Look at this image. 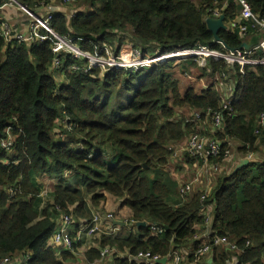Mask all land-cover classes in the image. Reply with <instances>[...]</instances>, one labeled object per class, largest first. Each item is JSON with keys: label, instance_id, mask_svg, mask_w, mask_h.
<instances>
[{"label": "trees", "instance_id": "obj_1", "mask_svg": "<svg viewBox=\"0 0 264 264\" xmlns=\"http://www.w3.org/2000/svg\"><path fill=\"white\" fill-rule=\"evenodd\" d=\"M19 1L40 9L51 4ZM84 1L92 5L88 14L68 20L56 11L51 26L61 35L76 37L92 54L104 55L105 44L116 50L111 41L117 39L121 46L129 30L144 49L159 48V56L201 46L228 54L244 49L246 42L238 27L221 29L217 42L206 24L216 9L226 21L235 19L241 11L235 0H78ZM226 1L228 7L221 10ZM248 2L264 16V0ZM6 46L0 36V259L9 257L15 264V255L29 250L30 258L22 264H75L76 245L71 251L53 241L61 215L92 220V212L113 196L129 211L128 223L120 225L127 230L115 238L102 236V247L127 250L131 257L151 252L163 259L192 241L199 258L195 250L201 241L195 236L200 224L238 242L243 251L239 264H264V161L251 160L237 172L220 176L210 195L197 192L188 199L179 192L182 181L168 167L169 146L202 133L199 123L179 119L174 108L222 113L225 129L213 134L222 148L216 163L226 158L232 141L241 145L243 154L264 149V128L258 124L264 110V64H233L230 83L235 80V95L229 111L213 87L182 94L169 61L134 71L97 66L86 71L71 69L78 59L68 56L54 70L51 40ZM254 51L251 57H263L261 50ZM211 64L214 71L227 74L223 60L212 58ZM56 72L62 78L56 79ZM9 126H15L11 152L2 148ZM179 162L195 164L187 155ZM43 175L54 181L45 198L37 183ZM210 205L207 216L202 214ZM153 224L164 231L153 234ZM69 234L74 238L77 231ZM92 252L90 259H100V250ZM220 254L231 257L223 250Z\"/></svg>", "mask_w": 264, "mask_h": 264}, {"label": "built area", "instance_id": "obj_2", "mask_svg": "<svg viewBox=\"0 0 264 264\" xmlns=\"http://www.w3.org/2000/svg\"><path fill=\"white\" fill-rule=\"evenodd\" d=\"M240 5L241 11L239 18L237 20H232L231 23L236 22L237 27L241 33L246 34L250 30L253 31H263L264 30V16H261L259 13L253 11L248 0H235ZM64 4L76 5L78 0H61ZM21 10L28 18V24L26 30L23 28L15 29L7 21L0 20L2 22V27L0 32L2 37L5 39L6 45L11 43V39L15 38L16 40L22 39L27 45H32L37 43L39 38L41 41L51 40L52 42V51L55 54L52 67L54 70L60 69L66 58L72 56V58H77L78 63H73L71 69H78L83 67L84 70L89 71L91 67L97 66L101 67L104 71L110 69H130L138 70L140 68L151 67L155 64H162L165 61H168L172 58V55L178 54H167L163 56L156 55L154 57L144 56V50L141 47L136 46L133 43L125 44L113 50L108 45H104V55L92 54L84 51L81 46L78 44V39L74 38L72 35H61L57 33L51 26V20L54 16V11L52 10L51 5L43 7V17L44 20H39L38 17L30 10L25 4H20ZM213 17L221 16V11L216 9L211 11ZM236 28V27H235ZM39 42V43H40ZM261 50L264 60V40L256 48ZM254 49V50H256ZM202 52L205 55H209L212 58L219 60L224 57V55H229V60L236 61L242 65L248 62V59L251 58L252 50L250 49H238L230 51L228 54H224L220 51L214 50L210 51L209 49L202 48ZM65 54V55H64ZM87 60L88 63H85L84 60ZM225 76V74H223ZM233 96L230 95L226 100L223 99L221 106L224 110H233ZM203 117H206V120H203ZM179 118V117H178ZM186 122H197L201 126L202 133H196L190 136L186 141L179 144H171L169 147L171 149V157L169 160L168 167L172 170H175L179 160L187 155L191 160L195 162L196 173L193 176L194 179L180 184L179 192L183 198L188 199L189 195L194 189V184H196L202 175V173H210L215 171L219 173L221 167L219 163H216L215 160L219 159L222 153L221 142L213 137V134L216 132H222L225 129V123L222 116V113L219 111L207 110L206 112L201 110H194L189 113V117L185 116ZM260 128H264V110L260 114L259 122ZM207 125V126H203ZM204 132H209L210 135L203 134ZM259 133V130L256 132ZM16 142L13 134L7 136L6 139L2 141V148L8 150L9 148H14V143ZM176 145V146H175ZM204 193V192H203ZM207 195V191L205 192ZM204 196L202 200H204ZM210 209H213V206H207L203 208L202 214L206 215L207 212H210ZM207 216V215H206ZM99 215L94 214L92 220L90 219H76L72 215L62 214L60 217V227L61 229L53 235V241L56 242V245H62L67 249L73 251L74 245L80 241L78 237L74 238L69 234V230L73 225L80 226H89L92 222L99 221ZM112 220L113 217L110 216ZM208 222V218H207ZM128 223V222H127ZM164 230L157 226L156 224L152 225L151 232L153 234H160ZM79 234V232H77ZM76 234V235H77ZM74 239V240H73ZM195 240H200V245L196 248L198 252H210V243L215 242L221 250L226 252H235L240 253L241 249L239 248L238 242L236 240H231L228 237L222 236H213L208 237L207 240H203L200 235L195 236ZM251 244V241H247V245ZM110 250L117 252L116 248L105 247L101 250V255L105 257ZM205 254V255H206ZM171 258L174 260L175 264H178L181 260V256L178 251H174L171 255ZM169 256V257H170ZM141 260L143 264H159L161 258L159 256H153L151 252H139L136 256ZM29 254L26 255L25 260L29 259ZM11 259L4 258L0 259V264H10Z\"/></svg>", "mask_w": 264, "mask_h": 264}, {"label": "crops", "instance_id": "obj_3", "mask_svg": "<svg viewBox=\"0 0 264 264\" xmlns=\"http://www.w3.org/2000/svg\"><path fill=\"white\" fill-rule=\"evenodd\" d=\"M229 2L226 1L221 6V10H225L228 7ZM52 7V10L54 12H62L65 13L68 17V20H71L73 15L75 14H88L92 10V5L89 4V2H78V4L73 6L67 7H59L54 4H50ZM240 16H235V20H237ZM0 18H3L7 21L12 27L16 28H23L26 30L27 24H28V18L24 14L22 10H19L15 7H2L0 8ZM227 19L225 18V21ZM234 20V19H233ZM226 23L229 26V29L234 30L235 27H237L236 22L231 23V21H226ZM243 36L246 37V44L250 46V50H252V55L254 54V49H256L260 43L264 40V30L263 31H253L250 30L248 33L243 34ZM74 37V36H73ZM76 38V37H74ZM80 40H82L80 38ZM123 43L129 44L133 43L138 47H141L144 52H146V57H154L158 55L159 48L157 47H150L144 49L142 45L139 44L136 40H134V36L131 33L130 37L125 38L123 40ZM123 44V45H125ZM122 46V45H121ZM120 47V45H119ZM203 46L199 48H195L193 50L187 51L185 53H181L178 55L173 56L168 61L172 64V74L174 78H176L179 82L182 84H185L186 87H188L184 92H180L182 94H185L189 89H194L196 93H203L205 90H207L210 87H213L216 89L222 96V99H225L224 96L227 98L230 97V95H235V80L230 83V78L233 74V64L236 63V61L229 60V55H224L223 58L220 60H223L226 63V72L225 76L223 73L214 71L211 60L212 57L209 55H205L202 52ZM206 49H209L208 47H204ZM210 51H214L209 49ZM6 56L4 55V59ZM245 64H264L263 57H251L248 59V62ZM62 78V75H61ZM209 78V80H207ZM57 79V78H56ZM64 81V80H63ZM217 85V86H216ZM219 87V88H218ZM241 145L236 142L232 141L227 152L225 162H231L233 161L235 167L236 165L240 164L243 160H256V161H264V149H261L260 151L248 155L243 154L240 152ZM210 173H202L200 176L198 182L194 184V188L196 185H201L206 180H213V176L209 175ZM218 179L214 182L212 187H209V190H207V195H210L213 188L216 186ZM53 188L51 189V191ZM194 190V189H193ZM50 191V192H51ZM199 192L197 189L191 192V194H195ZM119 200L116 197L108 196L106 202H104L97 210H94L92 213H98L100 215L98 222H92L89 226H80V225H73V227L70 229L73 232L77 231L81 234V240L76 245L77 250L84 251V255L86 256L88 262L92 264H96L99 262V260L105 261L106 264H120L122 260H128L129 263H135V264H143L140 259L137 257H131L130 253L126 251H113L110 250L109 253L105 256V258L101 257V250L105 247L111 248L110 246L102 247L99 245V240L102 236L115 238L118 235L125 234V229H122L120 225L121 221L119 219H128L129 216H124L125 213L127 215V212L129 213L128 209L126 207H119L120 205ZM105 209V210H104ZM118 210L119 213H121L123 218H120L119 213H116L114 211ZM130 215V214H129ZM110 216L113 217V219H110ZM93 217V216H92ZM129 220V219H128ZM128 220L125 222L127 223ZM200 225V224H199ZM197 226L198 234L201 236L203 240H207L208 237L216 236L215 233L211 232L210 227L205 226ZM193 242L190 241L186 244H183V246L180 249H177L181 260L178 264H239V257L242 254L241 251L239 254L235 252H229V255L231 257H226L225 259L223 256H221V250L218 246H215L210 250V252L202 257L197 258L193 251L194 248L192 247ZM75 251L76 254H79L78 251ZM93 250H100V259H90V255H93ZM29 250L26 252H19L17 255H15V264H22L25 261V257L28 254ZM75 254V256H76ZM82 257L78 258L77 262L78 264L80 261H82ZM223 260L225 261L223 263ZM76 264V262H75ZM159 264H175L174 260L170 257L163 258Z\"/></svg>", "mask_w": 264, "mask_h": 264}, {"label": "rangeland", "instance_id": "obj_4", "mask_svg": "<svg viewBox=\"0 0 264 264\" xmlns=\"http://www.w3.org/2000/svg\"><path fill=\"white\" fill-rule=\"evenodd\" d=\"M51 4L57 5L58 8L59 7H62V8L63 7H67L68 8V6H73V5H69V4H64V3L61 2V0H51ZM38 9H40V8H38ZM40 11L43 12V9H40ZM129 32L132 33L130 30H129ZM111 43L114 45L115 49L117 47H119V45H120L117 39L112 40ZM123 44H125V43L122 42L121 45H123ZM61 75H62L61 72H56L55 73V77L56 78H61ZM207 80H209V78ZM187 88L188 87H186L185 84H182L180 82V90H181V92H184ZM224 98H225V100L227 99L226 96H224ZM172 102H173V98L170 99V106H173ZM174 109H175V112H176V116L179 117V119L185 118L186 115L189 117V113L191 112V110L188 107H186V108H174ZM60 125H64L63 121L60 122L59 126ZM203 126H207V125H203ZM56 131H57V129H56ZM225 159L221 163H219V165L221 167V171L219 173H211V174H209V175L213 176L214 179L213 180L212 179L211 180H206L203 183H201V185H196L194 190L197 189L199 192H202V193L204 192L205 193L207 190H209V187L213 186L214 182L218 178H220V176L226 175V174H230L234 170L235 165H234L233 161L224 163ZM185 163L186 162H179L178 166L176 167V169H175L173 174L169 170L171 175L175 179H177L178 182L182 181V183H180V184H184V183H187V182L193 180L194 179L193 176L195 175L196 169H197V167H195V164L188 165V163L187 164H185ZM37 183L40 186V188L42 189L40 197L41 198L47 197L48 193L53 188L54 181H52L50 179V177H44V175H43V176H39L38 177ZM44 203L45 202L43 201L42 205H44ZM101 207L102 206H100V208ZM114 212L119 213L118 210H116ZM94 214H98V213L96 212ZM119 216H120V218H123L121 213H119ZM124 216H129V213L127 212V215L125 213ZM99 217H100V215H99ZM119 220L121 221V223H125L128 219L125 218V219H119ZM127 226H130V225H127ZM124 229L127 230L126 227ZM77 251L79 252V254H76V264H78L77 260L80 257H82L83 260L80 261L79 264H92V263L88 262L86 256L84 255V251H79V250H77ZM197 256H199V255H197ZM170 258H171V256H170ZM96 264H106V260L105 261L99 260V262H97Z\"/></svg>", "mask_w": 264, "mask_h": 264}, {"label": "bare ground", "instance_id": "obj_5", "mask_svg": "<svg viewBox=\"0 0 264 264\" xmlns=\"http://www.w3.org/2000/svg\"><path fill=\"white\" fill-rule=\"evenodd\" d=\"M20 4H22V2H20L19 0H0V8L10 6V7H15V8L21 10ZM30 10H31V11H32V12L38 17L39 20H44L43 12L40 11V9H38V8H30ZM0 20H5V19L0 18ZM1 27H2V22H0V29H1ZM0 36L2 37L1 32H0ZM15 41H17L18 43H25L22 39H20V40H16L15 38H12V39H11V43L8 44V45L6 46V48L9 47V46H10L13 42H15ZM40 41H41V40L38 38V39H37V43H39ZM173 56H174V55H172V57H173ZM14 131H15V126H14V127L9 126V127L6 129V135H7V136H10V135L13 134ZM14 144H15V143H14ZM12 150H13V148H9L7 151H8V152H11ZM14 193H15V190H14V189H9V190H8V194H10V195H14ZM76 237H78L79 240H81V234H80V233L77 234ZM214 246H216L215 242H211V243H210V249H212ZM206 253H207V252H206ZM206 253H205V252H198V251L196 250V254L199 255V256H204Z\"/></svg>", "mask_w": 264, "mask_h": 264}, {"label": "water", "instance_id": "obj_6", "mask_svg": "<svg viewBox=\"0 0 264 264\" xmlns=\"http://www.w3.org/2000/svg\"><path fill=\"white\" fill-rule=\"evenodd\" d=\"M206 24L208 26V28L213 32L214 34V40L217 42H221L220 41V37H219V31L221 29H229L228 24L225 21V16L221 15L219 17H208L206 18ZM243 48L245 49H249L250 46L246 43L243 44ZM249 160H243L241 161L240 164L236 165V167L234 168V170L232 171V173L237 172L240 168L244 167L245 165L249 164ZM139 225H146V222H140L138 223ZM161 261V260H160Z\"/></svg>", "mask_w": 264, "mask_h": 264}, {"label": "clouds", "instance_id": "obj_7", "mask_svg": "<svg viewBox=\"0 0 264 264\" xmlns=\"http://www.w3.org/2000/svg\"><path fill=\"white\" fill-rule=\"evenodd\" d=\"M162 260V259H161Z\"/></svg>", "mask_w": 264, "mask_h": 264}]
</instances>
